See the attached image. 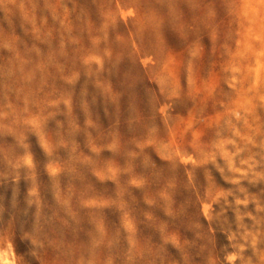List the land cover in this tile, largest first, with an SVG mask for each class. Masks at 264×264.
Wrapping results in <instances>:
<instances>
[{"label": "rangeland", "instance_id": "obj_1", "mask_svg": "<svg viewBox=\"0 0 264 264\" xmlns=\"http://www.w3.org/2000/svg\"><path fill=\"white\" fill-rule=\"evenodd\" d=\"M0 264H264V0H0Z\"/></svg>", "mask_w": 264, "mask_h": 264}, {"label": "bare ground", "instance_id": "obj_2", "mask_svg": "<svg viewBox=\"0 0 264 264\" xmlns=\"http://www.w3.org/2000/svg\"><path fill=\"white\" fill-rule=\"evenodd\" d=\"M17 2V1H16ZM62 31V30H61ZM43 38V37H41ZM56 60V59H55ZM110 62V61H109ZM15 68V67H14ZM17 68V67H16ZM26 70V69H25ZM15 71V70H14ZM27 72V71H26ZM68 80V79H67ZM46 91V90H45ZM44 106V105H43ZM26 113V112H25ZM13 114V113H12ZM39 121V120H38ZM51 123V122H50ZM82 128V127H81ZM91 172V171H90ZM100 176V175H99ZM162 193V192H161ZM125 195V194H124ZM123 196V195H122ZM150 220V219H149ZM144 229V228H143Z\"/></svg>", "mask_w": 264, "mask_h": 264}]
</instances>
